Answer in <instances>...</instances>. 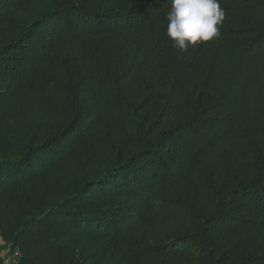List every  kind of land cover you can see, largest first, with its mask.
I'll return each mask as SVG.
<instances>
[{
    "label": "trees",
    "instance_id": "obj_1",
    "mask_svg": "<svg viewBox=\"0 0 264 264\" xmlns=\"http://www.w3.org/2000/svg\"><path fill=\"white\" fill-rule=\"evenodd\" d=\"M219 2L181 51L170 0H0L15 264H264V0Z\"/></svg>",
    "mask_w": 264,
    "mask_h": 264
},
{
    "label": "clouds",
    "instance_id": "obj_2",
    "mask_svg": "<svg viewBox=\"0 0 264 264\" xmlns=\"http://www.w3.org/2000/svg\"><path fill=\"white\" fill-rule=\"evenodd\" d=\"M167 36L173 47L186 51L189 46L213 41L220 35L226 12L219 0H170Z\"/></svg>",
    "mask_w": 264,
    "mask_h": 264
},
{
    "label": "crops",
    "instance_id": "obj_3",
    "mask_svg": "<svg viewBox=\"0 0 264 264\" xmlns=\"http://www.w3.org/2000/svg\"><path fill=\"white\" fill-rule=\"evenodd\" d=\"M0 247H1V238H0ZM8 250L2 248L0 250V259L3 260V264H15L14 260H12V256L8 255Z\"/></svg>",
    "mask_w": 264,
    "mask_h": 264
},
{
    "label": "built area",
    "instance_id": "obj_4",
    "mask_svg": "<svg viewBox=\"0 0 264 264\" xmlns=\"http://www.w3.org/2000/svg\"><path fill=\"white\" fill-rule=\"evenodd\" d=\"M18 255H19V254H18V251H16V252L14 253V255L12 256V258H14V259H15V258H17V257H18Z\"/></svg>",
    "mask_w": 264,
    "mask_h": 264
},
{
    "label": "rangeland",
    "instance_id": "obj_5",
    "mask_svg": "<svg viewBox=\"0 0 264 264\" xmlns=\"http://www.w3.org/2000/svg\"><path fill=\"white\" fill-rule=\"evenodd\" d=\"M0 260H2V259H0ZM12 260H15L14 258H12Z\"/></svg>",
    "mask_w": 264,
    "mask_h": 264
}]
</instances>
